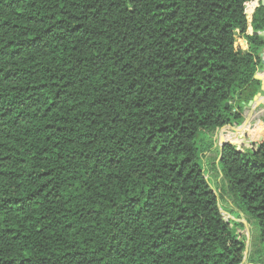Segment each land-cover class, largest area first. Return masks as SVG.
<instances>
[{
    "label": "trees",
    "instance_id": "obj_1",
    "mask_svg": "<svg viewBox=\"0 0 264 264\" xmlns=\"http://www.w3.org/2000/svg\"><path fill=\"white\" fill-rule=\"evenodd\" d=\"M263 49L262 0H0V264H243Z\"/></svg>",
    "mask_w": 264,
    "mask_h": 264
},
{
    "label": "rangeland",
    "instance_id": "obj_2",
    "mask_svg": "<svg viewBox=\"0 0 264 264\" xmlns=\"http://www.w3.org/2000/svg\"><path fill=\"white\" fill-rule=\"evenodd\" d=\"M262 67L263 66H261L260 69ZM259 93L263 94L261 86ZM239 111H241L243 117L241 121H234L233 123L228 124L215 131L214 138L219 146L222 145V142L226 138L227 133L234 135V138L238 139L239 141L242 140L240 142L238 141V148H241L243 146V143H250L254 140L250 136L249 126L257 120L264 119V96L263 99H260L259 103H256L255 106H250L249 102L247 104H244L242 108H239L237 105H233V112L238 113ZM243 131L244 133H242ZM215 154L216 153H209L208 158L215 156ZM207 162L208 160L206 161V167L209 168L207 177L213 180L215 188L219 193L221 190L220 187H218V185H220V178L219 175L217 176V174L219 173L218 171H210V167ZM221 205L224 209V214L228 215L231 213L230 215L234 220L240 221L244 224V229L242 230L241 235H244V237L246 238L247 247L243 264H264V241L260 237L259 231H254L255 228L250 223H248L245 215H241V217L239 218L240 213L234 206L233 201L228 195H225L221 199Z\"/></svg>",
    "mask_w": 264,
    "mask_h": 264
},
{
    "label": "water",
    "instance_id": "obj_3",
    "mask_svg": "<svg viewBox=\"0 0 264 264\" xmlns=\"http://www.w3.org/2000/svg\"><path fill=\"white\" fill-rule=\"evenodd\" d=\"M262 3H263V5H264V0H262ZM261 57H262L261 62H262L263 67H262V69L260 70V73H257V74L255 75V77H256L257 79L261 80V89L264 90V76L262 75V71L264 70V49H263V53L261 54ZM261 95H262V94L258 92L257 96H256L253 100H251V101L249 102V105H250V106H255L256 103H259V98L261 97ZM224 140H225V139H224ZM223 144H224V141L222 142V145H221L222 147H223ZM245 223H246V222H245Z\"/></svg>",
    "mask_w": 264,
    "mask_h": 264
}]
</instances>
